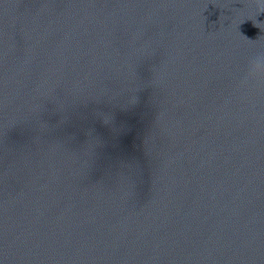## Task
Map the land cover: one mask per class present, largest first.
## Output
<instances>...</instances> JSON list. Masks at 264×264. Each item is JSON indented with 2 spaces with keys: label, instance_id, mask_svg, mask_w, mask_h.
Masks as SVG:
<instances>
[{
  "label": "water",
  "instance_id": "95a60500",
  "mask_svg": "<svg viewBox=\"0 0 264 264\" xmlns=\"http://www.w3.org/2000/svg\"><path fill=\"white\" fill-rule=\"evenodd\" d=\"M259 3L0 0V264H264Z\"/></svg>",
  "mask_w": 264,
  "mask_h": 264
},
{
  "label": "clouds",
  "instance_id": "9594fccd",
  "mask_svg": "<svg viewBox=\"0 0 264 264\" xmlns=\"http://www.w3.org/2000/svg\"><path fill=\"white\" fill-rule=\"evenodd\" d=\"M259 3V0H258ZM259 6L264 10V3H259ZM252 70L254 72L264 71V56L257 57L253 61Z\"/></svg>",
  "mask_w": 264,
  "mask_h": 264
}]
</instances>
